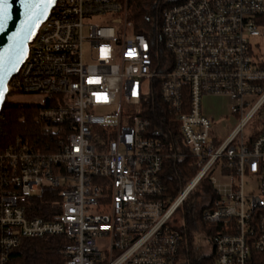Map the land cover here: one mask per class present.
Wrapping results in <instances>:
<instances>
[{
	"label": "built area",
	"instance_id": "2783aa9c",
	"mask_svg": "<svg viewBox=\"0 0 264 264\" xmlns=\"http://www.w3.org/2000/svg\"><path fill=\"white\" fill-rule=\"evenodd\" d=\"M162 35L170 66L136 31L129 0H57L8 84L49 98L37 119L51 138L49 150L23 136L0 148V264L24 239L50 236L68 239L63 264H176L171 219L206 178L212 264H264V0L165 6ZM154 80L200 166L175 200L161 177L165 143L142 115ZM207 95L228 96L239 116L219 145ZM51 187L55 218L31 216L30 198Z\"/></svg>",
	"mask_w": 264,
	"mask_h": 264
},
{
	"label": "trees",
	"instance_id": "16d2710c",
	"mask_svg": "<svg viewBox=\"0 0 264 264\" xmlns=\"http://www.w3.org/2000/svg\"><path fill=\"white\" fill-rule=\"evenodd\" d=\"M184 0H129V19L133 21L137 32L144 33L150 40L156 62H160L168 53L162 35V10L165 6L181 3ZM24 94L11 91L0 111V148L9 144L17 136H23L38 144L44 150H49L46 141L51 138V132L44 129V123L37 119V114L43 107H48L49 98L44 104L29 101L14 100L13 96ZM142 115L150 121L148 135L158 137L165 143L163 156L164 167L161 173L166 187V196L175 200L182 189L200 171L196 157L186 146L179 123L168 110L167 104L160 97L159 82L154 80L152 90L142 104ZM256 130V129H254ZM256 133V132H254ZM254 139L250 136L249 143ZM220 143H216L219 145ZM208 184V201L197 202L188 197L176 209L171 219V226L178 229L182 239L176 264L184 258V264H212L215 256L211 254H196L193 246V230L200 221L208 230V237L213 235L215 228L208 224L203 215L213 206L215 191ZM60 201V188L43 189L39 196L29 200L31 216L54 219L55 205ZM210 241V240H209ZM68 239L64 236H50L24 239L11 253V264H63L66 257L62 252ZM211 243V242H210ZM212 245V243H211Z\"/></svg>",
	"mask_w": 264,
	"mask_h": 264
},
{
	"label": "water",
	"instance_id": "95a60500",
	"mask_svg": "<svg viewBox=\"0 0 264 264\" xmlns=\"http://www.w3.org/2000/svg\"><path fill=\"white\" fill-rule=\"evenodd\" d=\"M56 2L57 0L48 4L44 11V5L29 7L22 0H9L8 19L0 29V57L3 58L8 71L5 81L7 91L4 94V99L0 101V111L9 94L8 84L12 76L19 71L28 58L30 43L35 39L41 23L47 19ZM18 46L23 49V57L19 59L18 63H15V68L12 69L10 61L15 62Z\"/></svg>",
	"mask_w": 264,
	"mask_h": 264
},
{
	"label": "rangeland",
	"instance_id": "374dc122",
	"mask_svg": "<svg viewBox=\"0 0 264 264\" xmlns=\"http://www.w3.org/2000/svg\"><path fill=\"white\" fill-rule=\"evenodd\" d=\"M264 48V40L261 41ZM85 51H88V46H86ZM166 60V66L171 65V56L169 53L164 55ZM14 100L18 101H29L36 102L41 104L43 102V97L38 95H30V94H17L13 96ZM228 99L226 97H204L202 102V108L217 112L219 114H214L213 117V133L214 136L219 138L222 142L229 135V133L237 126L239 122V116L231 113L228 110ZM215 112V113H216ZM260 126V120L255 118L251 124L245 129V133L247 136L251 135L253 132V128L256 129ZM217 175L219 171H216ZM249 190V186H247ZM209 193H208V184L205 181H202L190 195V201L206 202L208 201ZM193 246L196 254H211L212 245L209 241L208 230L205 226L199 221L196 227L193 230ZM178 264H184V258L179 261Z\"/></svg>",
	"mask_w": 264,
	"mask_h": 264
},
{
	"label": "snow or ice",
	"instance_id": "6c2138e0",
	"mask_svg": "<svg viewBox=\"0 0 264 264\" xmlns=\"http://www.w3.org/2000/svg\"><path fill=\"white\" fill-rule=\"evenodd\" d=\"M29 7H39L40 5H44V11H46V6L48 4L54 3L55 0H22ZM9 0H0V29L3 28L4 23L8 19V10L7 5ZM31 19V16L29 17ZM23 57V49L18 46V55L15 59V62L10 61L12 63V69L15 68V63L19 62V59ZM8 71L5 68V62L2 57H0V101L4 99V94L7 91L6 89V77Z\"/></svg>",
	"mask_w": 264,
	"mask_h": 264
},
{
	"label": "crops",
	"instance_id": "0c3cea01",
	"mask_svg": "<svg viewBox=\"0 0 264 264\" xmlns=\"http://www.w3.org/2000/svg\"><path fill=\"white\" fill-rule=\"evenodd\" d=\"M226 97L227 99H228V101H229V103H228V110L230 111V105H231V100H230V98L228 97V96H226V95H207V96H205V98L206 97ZM203 112L206 114V115H208V116H210L212 119H214V117H213V115L214 114H219V113H217L216 111V113L215 112H212V111H209V110H206V109H204V107H203ZM215 139H216V143H220L221 141L219 140V138H217V137H215Z\"/></svg>",
	"mask_w": 264,
	"mask_h": 264
}]
</instances>
